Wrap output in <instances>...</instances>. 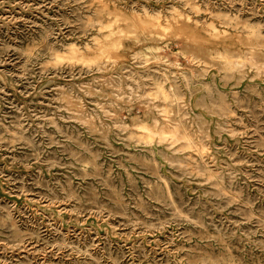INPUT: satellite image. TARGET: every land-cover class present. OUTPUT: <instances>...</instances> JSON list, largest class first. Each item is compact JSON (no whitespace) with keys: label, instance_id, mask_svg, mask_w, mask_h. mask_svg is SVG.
Here are the masks:
<instances>
[{"label":"rangeland","instance_id":"1","mask_svg":"<svg viewBox=\"0 0 264 264\" xmlns=\"http://www.w3.org/2000/svg\"><path fill=\"white\" fill-rule=\"evenodd\" d=\"M0 264H264V0H0Z\"/></svg>","mask_w":264,"mask_h":264},{"label":"bare ground","instance_id":"2","mask_svg":"<svg viewBox=\"0 0 264 264\" xmlns=\"http://www.w3.org/2000/svg\"><path fill=\"white\" fill-rule=\"evenodd\" d=\"M159 23V22H158ZM161 25V24H160ZM173 27V26H172ZM144 30V29H143ZM163 32V31H162ZM171 33V32H170ZM173 33V32H172ZM73 48V47H72ZM74 49V48H73ZM75 50V49H74ZM73 53H74V51H73ZM76 53H77V51H76ZM118 60V59H117ZM115 64V63H114ZM144 77V76H143ZM146 78V77H145ZM178 83V82H177ZM207 108V107H206ZM156 123V122H155ZM157 124H158V122H157ZM149 125V124H148ZM164 125H167V124H164ZM163 125V126H164ZM215 126V125H214ZM137 127H138V125H137ZM146 128V130H147V133L149 134V135H152V134H154L155 132H157V133H159L158 131H156L153 127H151L150 125L149 126H146L145 127ZM156 128V127H155ZM170 130H168V129H161V131H160V134H161V136L163 137L167 132H169ZM146 134V133H145ZM169 134V133H168ZM160 136V137H161ZM150 137V136H149ZM159 137V138H160ZM165 137V136H164ZM154 138H155V136H154ZM167 138H168V135H167ZM172 138V137H171ZM160 139H162V138H160ZM174 139V138H173Z\"/></svg>","mask_w":264,"mask_h":264}]
</instances>
